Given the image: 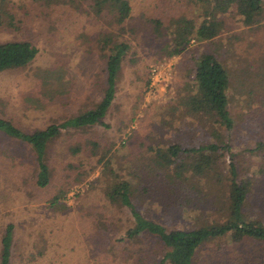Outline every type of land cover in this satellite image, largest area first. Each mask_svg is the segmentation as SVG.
<instances>
[{
    "label": "rangeland",
    "instance_id": "obj_1",
    "mask_svg": "<svg viewBox=\"0 0 264 264\" xmlns=\"http://www.w3.org/2000/svg\"><path fill=\"white\" fill-rule=\"evenodd\" d=\"M131 3L132 27L138 32L125 36L131 49L104 119L108 127L61 132L48 147L53 179L47 189L33 187L28 152L0 136V237L6 225H14L12 264H105L98 260L94 223L100 218L113 222L109 233L114 237L121 231L116 226L130 218L126 208L109 205L105 198L106 189L120 179L132 182L133 204L143 216L168 231H190L227 220L225 184L232 163L239 176L252 174L259 181L245 212L247 219L264 224V89L259 85L264 71V20L261 26L244 27L238 16L226 14L220 18L227 30L215 40L191 42L179 56L164 59L157 51L159 39L140 34V24L178 16L199 23L198 6L188 0ZM5 4L15 21L13 27L1 24L0 43L28 41L38 55L27 68L0 74V117L32 131L60 124L70 113L97 103L104 88V64L95 49L90 53V45L103 24L85 6L78 10L48 0H6ZM201 53L214 55L226 68L233 121L229 133L203 116L187 115L178 104V93L188 83L187 71ZM245 70L250 73L246 81ZM44 72L51 73L46 81ZM56 83L63 88L59 95L54 94ZM213 130L217 134L210 133ZM202 142L229 149L218 152L220 182L202 176L192 179L188 172L175 180L151 162V146L184 148ZM74 148L76 154L71 153ZM65 190L63 206L50 208L52 198ZM151 251L152 259H158L160 246ZM263 258L260 243L233 244L222 238L206 243L195 264H263Z\"/></svg>",
    "mask_w": 264,
    "mask_h": 264
},
{
    "label": "trees",
    "instance_id": "obj_2",
    "mask_svg": "<svg viewBox=\"0 0 264 264\" xmlns=\"http://www.w3.org/2000/svg\"><path fill=\"white\" fill-rule=\"evenodd\" d=\"M6 0H0V26L13 27L15 18ZM198 6L200 22L192 18L178 16L166 22L148 19L140 24V34L152 36L158 44L159 57L171 59L179 56L191 42H211L227 30L220 17L230 14L238 16L244 27L260 25L264 20L263 0H188ZM49 3L65 5L69 3L78 10L83 6L92 18L103 24L90 47L103 61L104 88L101 99L89 108L78 113L72 112L60 124H50L43 129L23 131L10 120L0 117V136L23 147L30 156L33 168L31 181L37 190L47 189L52 183V170L48 164V147L58 140L62 131L83 130L95 125L108 126L104 119L116 97L117 78L123 68V61L130 51V44L124 40L128 32L136 34L132 15V0H48ZM54 5V4H53ZM261 26V25H260ZM261 29V27L259 28ZM38 49L28 41L0 43V74L27 68L34 62ZM264 67V65L262 66ZM186 75L185 86L179 91V105L190 116H203L213 126L223 128L229 133L233 121L228 111L227 89L229 77L226 68L210 53H201ZM50 75V72H44ZM244 81L250 77L249 71L242 73ZM260 89H264V71L260 74ZM58 77V76H57ZM48 79L45 77L44 81ZM58 81V80H57ZM58 83V82H57ZM56 83V84H57ZM61 89L57 84L54 94ZM250 92V91H249ZM65 94V92H64ZM250 93L249 95H251ZM210 133H216L215 130ZM211 135L216 139L217 135ZM260 143L257 145V150ZM227 152L216 142H202L200 145H169L166 149L151 146V162L159 170L175 180H181L185 172L192 179L202 176L210 180L222 177L218 170V152ZM77 149L71 150L76 154ZM264 174V172H262ZM229 179L225 184L227 220L221 224L201 226L184 231H168L161 224L149 220L136 210L133 199V184L130 180L120 179L106 189L105 198L109 205L124 207L130 213L127 223L116 226L120 233L110 232L113 222L103 218L94 223L98 260L105 264H195L202 247L214 240L227 238L233 244L256 242L264 245V224L258 220L247 219L245 208L250 199L256 180L255 175L239 176L231 163ZM67 190L59 191L50 201V208H59ZM119 232V231H118ZM112 237V238H111ZM14 225L5 226L0 237V264H12L15 249ZM160 246L158 259H152L151 250ZM236 264V262H235ZM264 264V258H263Z\"/></svg>",
    "mask_w": 264,
    "mask_h": 264
}]
</instances>
